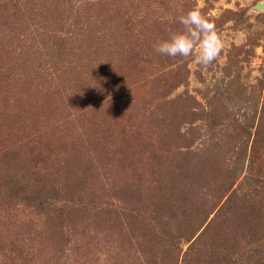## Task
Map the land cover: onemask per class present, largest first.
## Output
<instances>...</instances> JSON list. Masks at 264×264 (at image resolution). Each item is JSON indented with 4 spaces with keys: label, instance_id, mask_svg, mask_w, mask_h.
Masks as SVG:
<instances>
[{
    "label": "rangeland",
    "instance_id": "obj_1",
    "mask_svg": "<svg viewBox=\"0 0 264 264\" xmlns=\"http://www.w3.org/2000/svg\"><path fill=\"white\" fill-rule=\"evenodd\" d=\"M0 264H264V0H0Z\"/></svg>",
    "mask_w": 264,
    "mask_h": 264
},
{
    "label": "clouds",
    "instance_id": "obj_2",
    "mask_svg": "<svg viewBox=\"0 0 264 264\" xmlns=\"http://www.w3.org/2000/svg\"><path fill=\"white\" fill-rule=\"evenodd\" d=\"M177 19L183 30L173 32L168 39L158 41L154 45L155 51L170 58L193 57L197 64L204 67L211 65L223 49V41L214 22L195 8Z\"/></svg>",
    "mask_w": 264,
    "mask_h": 264
}]
</instances>
